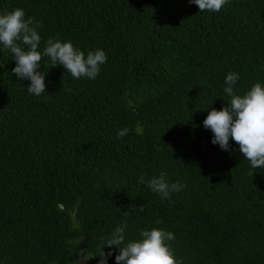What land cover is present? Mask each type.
<instances>
[{
    "label": "trees",
    "instance_id": "16d2710c",
    "mask_svg": "<svg viewBox=\"0 0 264 264\" xmlns=\"http://www.w3.org/2000/svg\"><path fill=\"white\" fill-rule=\"evenodd\" d=\"M16 8L40 25L41 53L58 38L107 61L74 79L43 57L35 96L0 45V264H100L125 222L126 243L171 232L181 264H264V168L203 127L230 101V72L238 95L264 86V0L218 13L189 0H0V14ZM161 172L185 187L161 199L138 183ZM104 252L116 264L119 249Z\"/></svg>",
    "mask_w": 264,
    "mask_h": 264
},
{
    "label": "clouds",
    "instance_id": "9594fccd",
    "mask_svg": "<svg viewBox=\"0 0 264 264\" xmlns=\"http://www.w3.org/2000/svg\"><path fill=\"white\" fill-rule=\"evenodd\" d=\"M189 3L198 6L199 12L218 13L230 0H189ZM39 27V24L34 25L33 19H25V12L21 8L0 14V45L12 53V60L16 63L12 74L18 80L30 81L27 87L30 95L40 96L46 92L45 75L39 71L43 57L49 58L52 67L63 66L74 79H96L101 65L107 61L103 50L89 51L85 56L70 41L49 38L41 53L38 50L41 37L36 30ZM238 79L236 73L230 72L226 76L224 92L230 101L221 110L213 108L209 111L203 127L213 133V145L228 151L231 139L239 146V152L251 168L261 169L264 168V86L255 83L243 95H238L234 92ZM127 133V128L122 129L117 133V138H123ZM138 183H146L161 199L169 198L171 193L180 192L185 187L179 182L170 184L165 172L147 181L141 176ZM140 211H144L142 205ZM126 228V222L117 226L111 237L102 244L100 264H107L108 257L112 255V252H104L105 247L119 249L115 256L116 264H181L167 243L174 240L171 232L159 228L142 230L139 240L126 243Z\"/></svg>",
    "mask_w": 264,
    "mask_h": 264
},
{
    "label": "rangeland",
    "instance_id": "374dc122",
    "mask_svg": "<svg viewBox=\"0 0 264 264\" xmlns=\"http://www.w3.org/2000/svg\"><path fill=\"white\" fill-rule=\"evenodd\" d=\"M82 262V261H81Z\"/></svg>",
    "mask_w": 264,
    "mask_h": 264
}]
</instances>
